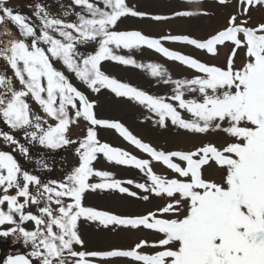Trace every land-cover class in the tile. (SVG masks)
<instances>
[{"label":"snow or ice","instance_id":"1","mask_svg":"<svg viewBox=\"0 0 264 264\" xmlns=\"http://www.w3.org/2000/svg\"><path fill=\"white\" fill-rule=\"evenodd\" d=\"M225 5L228 0H218ZM103 5L101 7L100 5ZM240 12L231 15L227 26L206 40L188 36L151 38L140 31L114 30L122 17H145L147 13L129 7L125 0H73L81 11L76 21L69 22L35 5L31 17L7 6L0 0V60L7 70L0 71V123L9 131H0V138L11 151L0 150V237L18 235L31 251L27 256H8L4 264H92L90 257H130L141 264H264V22L249 26L252 8L264 7V0H239ZM65 16L70 15L65 11ZM188 16L189 12H177ZM246 16L249 19H238ZM159 21L167 17L155 15ZM15 26V31L9 27ZM161 39L181 41L218 54V46L234 47L224 67L210 65L161 44ZM94 44L91 53L79 48ZM147 46L178 61L199 75L188 80H165L173 83L169 98L153 96L123 83L101 70L102 62L144 67L131 57L114 49ZM243 48L247 61L235 67L237 50ZM59 62L81 82L86 90L100 93L107 89L118 98H126L154 113L161 128L167 122L194 134L222 132L231 138L222 148L208 143L189 151H164L142 141L118 121L98 119L95 101L57 69ZM153 77L163 72L159 65L149 64ZM185 91L198 98L186 99ZM34 102L39 113L33 110ZM171 101V102H169ZM183 112L190 114L185 118ZM86 122V134L79 139L69 135L73 125ZM116 130L150 159L138 158L119 148L101 143L97 128ZM22 134L21 143L13 133ZM75 147L78 163L63 180L43 182L40 177L22 168L15 152L30 160L29 146L56 151ZM98 154L117 165L138 169L147 178L145 183L122 182L112 173L96 170L93 162ZM159 162L176 174L172 178L156 174L152 162ZM179 161L180 163H177ZM43 169L47 164L37 161ZM214 163L220 169L221 182L203 177V168ZM99 177L101 182L90 183ZM183 178V179H181ZM168 202L136 217H121L83 206L86 191L117 190L135 197L124 184ZM148 200L149 196L141 197ZM35 206L36 212L30 209ZM159 213V215H158ZM171 214L174 218H161ZM99 221L131 228L143 227L161 234L150 246L158 251L142 254L149 246L141 240L130 250L107 252L77 250L84 247L79 234V221ZM25 222H33L27 230Z\"/></svg>","mask_w":264,"mask_h":264},{"label":"rangeland","instance_id":"2","mask_svg":"<svg viewBox=\"0 0 264 264\" xmlns=\"http://www.w3.org/2000/svg\"><path fill=\"white\" fill-rule=\"evenodd\" d=\"M27 0H7V5L14 6ZM40 2V0H38ZM45 1V8L60 15V19L66 21H76L75 12L81 11L79 7L73 5V0H41ZM99 2V0H93ZM126 4L141 12L147 13L145 17H122L118 21L114 30L116 31H140L142 34L151 38L160 39L165 36H188L197 40H206L219 30L227 26V20L231 15H237L240 12L239 0H228L225 5H220L218 0H125ZM61 3L63 5H61ZM103 7V5H100ZM65 11H69L70 15L65 16ZM177 12H189L188 16H176ZM159 15L167 17L164 20H153L152 16ZM249 19L246 16H239L238 19H249V26H255L260 22H264V7L257 6L251 9ZM163 47L172 52L183 55L192 56L201 62L224 67L227 57L231 54L234 47L231 43L226 42L225 45L218 46V54L213 56L204 50L196 49L194 46L181 41L163 40ZM94 44L81 46V53H91L95 50ZM118 55L131 57L144 67H134L131 65H121L114 61H104L101 70L133 87L145 91L153 96L169 98L174 92L175 84L164 83L165 80H188L199 75L194 69L188 68L178 61H174L164 56L162 53L156 52L147 46H141L133 49H114ZM235 59V67L239 68L247 61L245 50L243 48L237 50ZM149 64L159 65L163 75L153 77L151 70L147 67ZM57 69L64 71L65 75L73 82L75 86L85 91L90 100L95 101V114L98 119L108 121H118L127 127L135 136L142 141L151 144L157 149L164 151H189L204 144H214L218 148H222L231 138L222 132L210 131L206 134H194L178 129L167 122V127L161 128L155 121L158 117L150 112L147 108L134 101L126 98H118L114 93L107 89H102L100 93H92L86 90L80 81L74 78L72 73L56 62ZM7 70L6 64L0 60V71ZM186 99L198 98L197 93L185 91ZM171 102V101H169ZM32 103L33 110L39 113L38 106ZM185 118H190V114L182 111ZM0 131H9L6 125L0 123ZM16 138L22 141L21 133H13ZM86 134V122L80 121L78 125H73L70 130L72 139L82 138ZM97 136L101 143H107L112 147L122 149L142 159H150L146 153L131 145L116 130L98 127ZM1 146V143H0ZM74 146L70 145L59 151H50L38 146L35 154L45 155L43 160L47 165L52 163L56 167L69 168L75 167L78 163V157L75 155ZM3 151V149H2ZM37 157L40 159V157ZM30 160H26L31 167H35V175L40 176L41 165L37 163L38 159L31 155ZM180 163L179 161H176ZM96 170L107 171L112 173V178L126 182L133 180L135 183H145L146 177L142 172L134 167L117 165L108 161L103 154H98L97 159L93 162ZM153 171L163 177L172 178L176 174L172 173L162 163L152 162ZM44 171V170H43ZM222 169L214 163H210L202 170L203 177L208 180L221 182ZM183 179V178H181ZM101 178L92 177L90 183H99ZM130 191L136 192L135 197L122 194L117 190H96L86 191L83 195L82 203L85 207H90L98 211L108 212L121 217H136L146 215L148 212H157V209L168 202V198L156 197L150 193H144L137 189L135 184L128 185ZM148 195V200L141 197ZM159 215V213H158ZM161 218H174L171 214H165ZM79 234L84 241V247L77 246V250L107 252L112 250H130L141 240L149 242V246L139 249L142 254L151 255L159 249L150 245L161 238V234L153 230L143 228H131L124 226H103L99 221H87L81 219L79 221ZM92 264H141L130 257H90Z\"/></svg>","mask_w":264,"mask_h":264},{"label":"flooded vegetation","instance_id":"3","mask_svg":"<svg viewBox=\"0 0 264 264\" xmlns=\"http://www.w3.org/2000/svg\"><path fill=\"white\" fill-rule=\"evenodd\" d=\"M21 143H26L24 139L20 141ZM0 149H3V151H11L12 148L11 146L5 144L0 138ZM30 147V153L31 155L33 154V157L35 158V152L38 148V146H29ZM16 156L18 162L21 164L23 169H35V167L29 166L27 163H25L24 157L17 151L14 153ZM34 213L36 212L35 206H32L30 209ZM27 230H32L34 228V223L33 222H25L23 225ZM8 227H11L10 225H3L0 226V230H5ZM19 250V251H18ZM31 251L30 246H26L23 242L22 237H18V235H12L9 237H0V264H4L8 256H13V255H25L27 256L28 253Z\"/></svg>","mask_w":264,"mask_h":264},{"label":"trees","instance_id":"4","mask_svg":"<svg viewBox=\"0 0 264 264\" xmlns=\"http://www.w3.org/2000/svg\"><path fill=\"white\" fill-rule=\"evenodd\" d=\"M57 1H58V0H57ZM54 2H56V0H54ZM58 2H59V1H58ZM37 4H41V5H43L44 7L46 6L45 1H41V0H40V2H39L38 0H27L26 2L23 1V3H20L19 5H14V6L7 5V6H8V7H12L14 10H17V11L21 12L22 14L31 17V21H32L33 23H36V24L38 25V24H39V21L37 20V18H36L35 15H34V12H35V5H37ZM61 5H63V4L61 3ZM46 7H47V6H46ZM49 13H50L51 15L55 16V17L60 18V15L56 14V13L53 12L52 10L49 11ZM70 22H72V21H70ZM9 27L12 28L13 31H15V26L9 24ZM1 71H5V70H1ZM76 146H77V145L74 146V149H73L74 152H75V147H76ZM0 150H1V149H0ZM59 150H61V149H59ZM59 150H56V151H59ZM39 156H41V154H40V155L35 154V158L38 159V160L44 159V157H45V155H42V156L40 157V159H39V158H37V157H39ZM47 166H48L47 169H43V168H41L42 172L40 173V176H38V177H40V179H41L43 182H47V181H49V180H63L64 177H65V175H66L68 172H70L71 169H72V167H69V168H61V167H59V166L56 167V166L53 165L52 163L48 164ZM25 170H27V171H29V172H31L32 174L35 175V170H33V169H28V168H26ZM43 170H44V171H43Z\"/></svg>","mask_w":264,"mask_h":264}]
</instances>
